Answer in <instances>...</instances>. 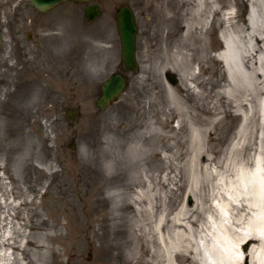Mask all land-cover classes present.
Listing matches in <instances>:
<instances>
[{
    "label": "rangeland",
    "instance_id": "rangeland-1",
    "mask_svg": "<svg viewBox=\"0 0 264 264\" xmlns=\"http://www.w3.org/2000/svg\"><path fill=\"white\" fill-rule=\"evenodd\" d=\"M173 1L171 10H166L167 0L68 1L45 13L30 0L20 7L16 0L0 1L5 21L0 198L5 183L11 202L0 207V215L10 211L20 227L14 238L23 246L14 252L15 264H167L166 252L173 246L175 259L189 256L181 264L251 261L250 245L241 243L248 225L229 224L230 202L238 205L240 199L229 170L257 153L261 128L250 119L242 136L240 114L217 103V93L228 84L217 59L226 21L210 17V0H202L201 9L199 0ZM93 3L102 15L89 21L85 9ZM251 4L220 0L223 12L230 13L231 30L246 26ZM125 5L137 17L140 71L125 73L127 90L102 111L96 103L103 83L121 69L115 15ZM199 23L209 25L207 36ZM190 27L195 30L189 32ZM199 35L205 44L214 43L208 49L214 61L206 60ZM38 41L42 48H36ZM195 51L202 57L200 66L192 60ZM193 73H201L200 78L192 79ZM169 90L186 101L183 118ZM210 107L214 111L207 115ZM203 120L210 125L196 144L191 129ZM151 125L166 136L153 139ZM234 148L238 152L232 155ZM195 155L212 159L211 173L220 175L203 181L202 189L191 173ZM147 188H153V196L142 206L113 198L117 190L137 198ZM114 203L120 204V219L114 217ZM201 204L195 233L172 228L174 223L156 231L164 215L183 218L186 208ZM152 206L151 217L145 211Z\"/></svg>",
    "mask_w": 264,
    "mask_h": 264
},
{
    "label": "bare ground",
    "instance_id": "bare-ground-1",
    "mask_svg": "<svg viewBox=\"0 0 264 264\" xmlns=\"http://www.w3.org/2000/svg\"><path fill=\"white\" fill-rule=\"evenodd\" d=\"M9 1L12 2L15 0ZM16 1L19 3V7L23 5L22 0ZM210 1L212 4L210 17L215 14L219 15L222 21H226L227 26V28L220 33V39L224 46L219 55H217V59L222 62L228 84L224 86L222 91L217 93V103L223 102L225 103V106L230 107V109H236L238 114H240V117L243 119L240 131L242 136L245 135V131L247 132V126L250 119L257 120V123L261 128V131L259 132L261 137H259L262 139L258 142L256 154L251 158H242L238 162L232 163L230 166V175L236 177L235 181L231 180V187L233 189H238L237 194L240 199L238 200V205L230 202V210L232 212H230L231 218H229V224L231 226L248 225L249 227V232L245 235L244 239H242L241 243L250 245L252 258L250 262L247 258L243 261L240 260L239 264H264V0H252L246 26L238 25L235 30H231L228 27L230 13L223 12L220 0ZM200 2H202V0H199L196 5L198 9L203 7V2ZM174 3L173 0H167L166 6L168 8L166 10H171V6ZM174 19L177 21L176 18ZM197 25L202 29L201 34L207 36L208 31L206 29L209 25L204 23H199ZM179 30L181 31L182 29L179 28L178 31ZM188 30L189 32H193L195 27H190ZM42 31L43 30L41 29V32ZM199 39L202 41L203 47L207 50L206 60L211 62L214 61V58L208 51L209 48L213 47L212 45L214 43L208 44L207 42L205 44L204 38H201L200 35ZM192 60L200 66L202 60L200 53L197 54V51H195ZM193 74L194 75H191L192 79L200 78V74ZM204 83L208 85L210 84V80L206 79ZM168 92L171 95V102L178 101L179 104L177 105V109L180 118H183L186 115V110L182 108V105L184 107L186 101L182 99L180 100L177 95L175 96L172 90H169ZM7 93L9 98H12L15 94L10 91H7ZM216 109L217 105L215 107V110ZM213 111L212 107H210L207 115L212 114ZM203 125L206 126V128H204ZM209 125V121L203 120L202 123H197V125L195 124L192 126L191 137L194 143L200 144L202 142L203 134L207 132V127ZM153 128L154 125H151L150 131L153 139L166 136L165 132L162 130L158 131L156 134ZM137 137L139 139L143 136L139 135ZM243 138L245 139V137ZM243 142L247 141L245 140ZM235 148L232 149V155H235L236 152H238V149ZM212 161V159L200 155L194 156L191 164V173L195 178L194 181L197 183L198 188L202 189L203 181L213 180L215 176H220L218 172L211 173V171H213L211 169L213 164ZM201 173L205 174V178L201 176ZM16 178H18V176ZM136 182L138 181H133L134 184H136ZM1 187L3 194L0 198V207L5 209L10 207L11 203L9 200V189L5 183L1 184ZM148 188L147 190L141 189L137 192V198L134 196L132 197L129 193L121 190H117L114 193L113 198L120 202H123V200H127L128 202L134 200L142 206V203L148 202L153 196V188L150 190ZM114 204V209L117 211L114 217L120 219L122 217L119 209L120 204ZM203 206L204 204H201L199 207H195V209L192 210L186 208L183 214L184 217L179 219H168L167 216L164 215L161 219V223L157 226L156 231L161 232V230L167 227V223H174L172 228L183 227L187 232L195 233L197 230L196 226L198 225V216L202 214L204 209ZM154 211V207L152 206L151 210H146L145 212L148 216L152 217L155 214ZM8 213L9 215H0V219L4 221L0 229V264H15L16 257L14 252L17 249H21L23 246L22 244L17 243L14 238L15 232L19 231L20 227L14 224L11 220L10 211H8ZM142 227L143 229H146L147 224ZM29 244H32V241L29 240ZM175 249L176 246L167 249V264H176V261L178 264L188 262L189 256H185L182 260L175 259ZM124 257L125 255L123 254L122 258ZM29 260L33 261L32 258H29Z\"/></svg>",
    "mask_w": 264,
    "mask_h": 264
},
{
    "label": "water",
    "instance_id": "water-1",
    "mask_svg": "<svg viewBox=\"0 0 264 264\" xmlns=\"http://www.w3.org/2000/svg\"><path fill=\"white\" fill-rule=\"evenodd\" d=\"M68 0H31L32 4L40 11H47L56 5ZM75 1H91V0H75ZM87 17L94 20L101 15L99 6L94 5L87 9ZM118 33L122 45V63L125 71H139L136 58L137 46V24L135 14L130 6H124L119 9L117 15ZM126 88L125 79L119 74H115L104 84L103 97L97 102L100 108L106 109L109 104L116 100Z\"/></svg>",
    "mask_w": 264,
    "mask_h": 264
},
{
    "label": "flooded vegetation",
    "instance_id": "flooded-vegetation-1",
    "mask_svg": "<svg viewBox=\"0 0 264 264\" xmlns=\"http://www.w3.org/2000/svg\"><path fill=\"white\" fill-rule=\"evenodd\" d=\"M1 9V8H0ZM5 21L2 19H0V73L3 69V63L5 62V57H4V50L3 49V43H4V37H3V34H2V31L5 29ZM30 39V37L28 38ZM20 42H17L15 43V45H17L18 48H20L21 46L19 45ZM36 45V48H42L40 47V43L39 41L35 44ZM41 52H43V50H41ZM34 53L36 54V52L34 51ZM4 85V82L1 78V75H0V88ZM74 117L72 116L71 120H73Z\"/></svg>",
    "mask_w": 264,
    "mask_h": 264
}]
</instances>
